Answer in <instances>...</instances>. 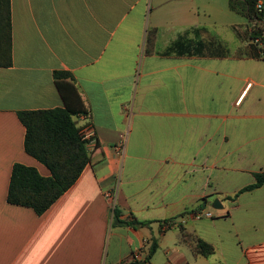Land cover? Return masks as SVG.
Instances as JSON below:
<instances>
[{
  "label": "crops",
  "instance_id": "obj_1",
  "mask_svg": "<svg viewBox=\"0 0 264 264\" xmlns=\"http://www.w3.org/2000/svg\"><path fill=\"white\" fill-rule=\"evenodd\" d=\"M264 1V0H263ZM0 67V264H264V57L229 0H11ZM156 28L153 52L147 35ZM66 71L96 133L79 179L43 214L8 202L22 111L64 106ZM219 198L223 208L214 211ZM122 220L152 221L131 226ZM195 209L211 218H195ZM172 220V221H170ZM212 243L206 257L180 228Z\"/></svg>",
  "mask_w": 264,
  "mask_h": 264
},
{
  "label": "trees",
  "instance_id": "obj_2",
  "mask_svg": "<svg viewBox=\"0 0 264 264\" xmlns=\"http://www.w3.org/2000/svg\"><path fill=\"white\" fill-rule=\"evenodd\" d=\"M259 0H229L230 9L248 19L251 24L249 33L252 47L257 55L264 57V8L258 7ZM11 0H0V67L13 64L12 10ZM264 2V1H263ZM156 28H151L147 35V50L153 52L156 42ZM70 74L56 71L55 79L62 95L64 106L51 109L27 110L19 113L20 120L26 127L25 150L45 164L51 171L50 176H43L37 168L16 163L13 166L8 191V202L33 208L38 214L45 213L80 177L90 162L91 152L87 142L80 134L81 125L75 117L88 115L89 109L84 103L76 86L67 80ZM264 185V171L255 173V181L227 198L236 201L245 191L261 188ZM200 209H195L198 212ZM114 222L131 226L150 225L152 221L122 220L117 208L114 210ZM193 212V213H194ZM172 221V220H170ZM180 242L193 246L196 254L212 256L216 248L202 237L180 228ZM159 246L154 239L144 261L150 262ZM121 264H128L121 263Z\"/></svg>",
  "mask_w": 264,
  "mask_h": 264
},
{
  "label": "built area",
  "instance_id": "obj_3",
  "mask_svg": "<svg viewBox=\"0 0 264 264\" xmlns=\"http://www.w3.org/2000/svg\"><path fill=\"white\" fill-rule=\"evenodd\" d=\"M258 7L264 8L263 0L258 1ZM80 134H81L82 138L87 142L88 148L91 151V148L96 143L95 142L96 133H95L94 126L91 124H84L83 126H81ZM192 215L195 218H203V217L211 218V217H213V214L211 213V211L206 210V209H200L198 212L192 213Z\"/></svg>",
  "mask_w": 264,
  "mask_h": 264
},
{
  "label": "water",
  "instance_id": "obj_4",
  "mask_svg": "<svg viewBox=\"0 0 264 264\" xmlns=\"http://www.w3.org/2000/svg\"><path fill=\"white\" fill-rule=\"evenodd\" d=\"M213 207H214L215 209L223 208V204L221 203V201H220L219 198H217V199L214 200V202H213Z\"/></svg>",
  "mask_w": 264,
  "mask_h": 264
},
{
  "label": "rangeland",
  "instance_id": "obj_5",
  "mask_svg": "<svg viewBox=\"0 0 264 264\" xmlns=\"http://www.w3.org/2000/svg\"><path fill=\"white\" fill-rule=\"evenodd\" d=\"M76 118V120H79V116H77V117H75ZM81 126H83V125H81ZM214 211L215 212H218L219 210L218 209H214Z\"/></svg>",
  "mask_w": 264,
  "mask_h": 264
}]
</instances>
